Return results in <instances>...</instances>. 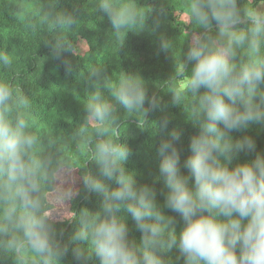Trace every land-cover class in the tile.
I'll use <instances>...</instances> for the list:
<instances>
[{"label":"clouds","instance_id":"clouds-1","mask_svg":"<svg viewBox=\"0 0 264 264\" xmlns=\"http://www.w3.org/2000/svg\"><path fill=\"white\" fill-rule=\"evenodd\" d=\"M99 6L118 31L141 15L131 2ZM187 14L200 30L184 53V89L174 101L185 102L195 129L187 150L180 147L183 131L163 119L154 178L138 183L125 167L127 146L96 144L98 175L82 181L102 199L97 211L80 214L70 237L77 264H264V149L255 136L235 135L253 127L264 134V10H241L238 0H189ZM113 95L128 110L145 101L134 80ZM10 98L0 85V106ZM88 111L102 122L112 105L97 95ZM35 145L23 118L0 115V237L11 235L8 247L26 248L40 264H59L68 247L41 212L38 193L48 176Z\"/></svg>","mask_w":264,"mask_h":264},{"label":"trees","instance_id":"trees-1","mask_svg":"<svg viewBox=\"0 0 264 264\" xmlns=\"http://www.w3.org/2000/svg\"><path fill=\"white\" fill-rule=\"evenodd\" d=\"M100 2L0 0V85L11 94L0 106V115L23 118L36 137L34 153L48 176L38 193L41 212L61 246L68 247L59 264H77L70 237L80 214L97 211L102 199L86 191L82 181L86 175H98L97 143L111 139L127 146L125 167L138 183H151L156 150L164 139L160 122L167 119L169 129L183 131L180 147L185 152L195 131L187 121L185 102H174L184 89V53L200 31L188 17L189 0H121L133 3L141 15L119 31ZM249 5L264 10V0H238L241 10ZM81 42L87 48L84 53L79 51ZM163 43L169 45L166 50ZM126 80L140 83L142 107L128 110L115 99L113 91ZM97 95L112 105L110 117L102 122L94 121L88 111ZM245 134L257 137L258 147L264 149V134L257 136L253 127L235 135ZM62 170L75 171L79 184L70 199L71 217L53 221L47 217L54 207L47 196ZM155 186L159 190V183ZM5 206L0 200V214ZM129 227L138 239L131 221ZM10 239L0 237V264H40L26 248H9ZM87 264L96 262L93 258Z\"/></svg>","mask_w":264,"mask_h":264},{"label":"rangeland","instance_id":"rangeland-1","mask_svg":"<svg viewBox=\"0 0 264 264\" xmlns=\"http://www.w3.org/2000/svg\"><path fill=\"white\" fill-rule=\"evenodd\" d=\"M259 9L263 10V7ZM86 46L83 42L79 44V51L84 53ZM79 178L75 171L62 170L56 176L55 190L47 196L49 203L54 207L47 213V217L53 221H66L71 217L70 199L77 192Z\"/></svg>","mask_w":264,"mask_h":264}]
</instances>
